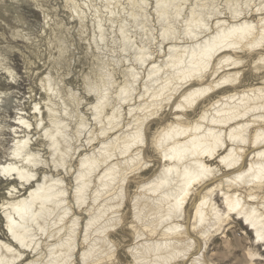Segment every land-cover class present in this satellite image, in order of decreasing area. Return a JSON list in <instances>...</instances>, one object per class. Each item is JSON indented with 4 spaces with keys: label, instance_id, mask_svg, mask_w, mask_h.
Masks as SVG:
<instances>
[{
    "label": "clouds",
    "instance_id": "1",
    "mask_svg": "<svg viewBox=\"0 0 264 264\" xmlns=\"http://www.w3.org/2000/svg\"><path fill=\"white\" fill-rule=\"evenodd\" d=\"M12 40L0 43V97L26 94L37 115L22 154L0 145V176L19 181L0 185V214L48 211L0 228V264H229L209 255L217 237L264 264V240L241 220L221 215L205 235L176 197L147 195L228 176L264 211V169L241 160L256 146L245 130L264 144V0H33Z\"/></svg>",
    "mask_w": 264,
    "mask_h": 264
},
{
    "label": "bare ground",
    "instance_id": "2",
    "mask_svg": "<svg viewBox=\"0 0 264 264\" xmlns=\"http://www.w3.org/2000/svg\"><path fill=\"white\" fill-rule=\"evenodd\" d=\"M35 105L31 108V111H33L34 116L37 115V113L35 112ZM46 115H47V113L44 112V116H46ZM25 124H28V123L26 121H24L21 117H19L16 125L23 130L22 131L23 133H29L28 132L29 128L25 127ZM255 127H256L255 130L253 129L254 135L251 133L254 136V138L250 134L251 138L249 140H251L253 138L251 141L254 142L256 146L253 147V143H251V144L249 143L250 146H252L254 148V150L252 149L251 152H248L250 155V158H252V157L253 158L249 159V157H247L249 161L247 162V164L243 168V170L248 171L249 168L253 167V161H255V168L257 171V175H259L260 170L264 169V163H262L259 160V152L264 151V144L259 143L260 139L262 138L261 137V129L258 126H255ZM251 128H250V130H251ZM249 133H250L249 129L245 130V137L246 138L249 136ZM24 140H25V137H22L21 135L16 134L15 141H14V144H13L12 149H11L12 155L22 154ZM249 144H248V146H249ZM178 158H182V154H178ZM208 163L211 164L212 161L209 160ZM0 171H3V169L0 168ZM229 171H234V169H230ZM0 177L3 178L2 176H0ZM241 179L243 180V177ZM230 180H231V177H228V176H225L223 180H220L221 184H224V186L226 188H228V190L230 187L234 189L231 193H229V191H227V189H226V191L221 189V192H222L221 194L223 196H225V200H226L225 203L227 204V209H228L227 219L230 217V214L235 213L236 215H238L239 218L244 220V223L247 224L251 230H253L255 232L256 238L258 239L257 241L264 240L261 238V237H264V211H262L259 204H257V203L256 204L255 203L249 204L244 199H242L241 196L238 194L240 190L238 188H236L235 186H232L230 184ZM6 182H10L8 186H11L12 184L19 183L18 180H16V181L9 180ZM210 182H212V181L203 180V181L196 182V183L190 182V187L181 185L179 183L177 185H175L174 187H169V185H161L155 189V192L150 190L147 195L149 197H151L153 195L159 197V200L157 201L158 204L161 203L162 201H167L172 197H176L177 202L181 205V209H182L183 214L185 213V207H186L188 199H190V198H192L193 200L196 199L195 205L193 208V212H192V216H193L192 218L195 220L197 218V216H199L200 221L205 228V233H207V229L211 225V221L215 220L217 223H219L220 216H221V214L219 213V211L215 207V205L211 203L212 202L211 197L213 195V190H214L215 186L214 187L209 186L208 184ZM210 185H211V183H210ZM245 187H246V185H245ZM182 188H183V191H181ZM3 194H4V198H6L7 197L6 191H4ZM46 199H47L46 193H37V195L35 197L37 204H40V203L46 201ZM173 207H174V205H173ZM47 211L48 210L46 207L42 208V207H38V206L32 205V204L25 205L17 211L16 216L4 217L5 220H4L3 226L5 224H14L15 220L18 217L22 216L25 219H30L33 217L42 216ZM173 216H174V212H173L172 208H166L165 215H162L160 217L162 226L164 224L166 225L169 223L167 226L164 225V227H166L170 230L172 228H174L177 225V222L175 223V221H174V223H170V221L173 220ZM211 226L215 227V225H211ZM147 243H148L149 247H152V246L159 245L161 243V241L154 239V240L149 241ZM200 260H201V256L199 254L195 255V256H193L191 264H200Z\"/></svg>",
    "mask_w": 264,
    "mask_h": 264
},
{
    "label": "rangeland",
    "instance_id": "3",
    "mask_svg": "<svg viewBox=\"0 0 264 264\" xmlns=\"http://www.w3.org/2000/svg\"><path fill=\"white\" fill-rule=\"evenodd\" d=\"M32 7H33V0H0V21H3V23H0V36L3 37V39H0V43H4L5 40L9 44L22 43V40L13 41L12 37L14 35H17L18 32L22 31L23 22L25 20L31 19ZM13 55L15 56L16 59H19L18 54H13ZM6 83H7L6 80H0V91H5L4 86L6 85ZM25 95H21L20 93H13L11 97L7 95L0 97V145L3 146V149L11 150L15 141L16 134L20 135L21 133H23L22 132L23 130L16 125L19 117H21L29 125H32V128H29L28 134H31L32 132L35 131V122L33 119L34 115H33V111H31V108L37 103V101L35 99H25ZM255 126L256 125L252 126L251 130L249 129L250 137L248 136L247 139H250L252 134L254 135L253 129L255 130L256 128ZM250 144L249 146L247 145L245 147V151H244L245 154H243V156L241 157L243 168L246 166L247 162L249 161L247 157H249V159L253 158V157L250 158V155L248 153L251 152L252 149L254 150V148L250 146ZM3 149H0V163H3V159L5 156ZM9 183L10 182H6L4 178L0 177V185L8 186ZM210 183L208 184L209 186L212 187L215 186L213 190V195L211 197L212 200L211 203L214 204L215 207L218 209L219 213L223 215L225 219H227L228 209H227V204L225 203L226 202L225 196L221 194L222 193L221 189H223L224 191H226L227 189L229 193H231L234 189L230 187L228 190V188H226L224 184H221V181L219 179H216L215 182H210ZM0 198H4V194ZM195 201L196 199L195 200H193L192 198L188 199L185 207V213H184L185 216L188 215L189 210L192 216ZM245 201L249 204H254V203L256 204V202L254 201H247V200ZM4 217H5L4 215L0 214V228L4 227L3 226L5 220ZM232 218L241 220L244 223V220L239 218L238 215H236L235 213L230 214L228 220H231ZM172 221H170V223H174L175 220ZM176 222L177 221H175V223ZM168 224L166 225L164 224V225L167 226ZM164 225L162 227H164ZM245 225L247 227L248 233H250V235L252 236L253 241H257L258 239L256 238L255 232L251 230L247 224ZM222 227H227V226L223 225ZM221 230H222L221 228H216L217 232ZM5 234H6V230H5ZM205 234L207 235V233ZM215 242L217 247L220 249V253H217L216 250L213 249L209 253V255L213 258V260L227 258L229 260V264H241L242 258L248 259L249 264H251L252 255L254 254L255 251H257L255 247L242 248L239 245L220 243L219 237L215 238ZM259 250L264 251V245H262Z\"/></svg>",
    "mask_w": 264,
    "mask_h": 264
},
{
    "label": "snow or ice",
    "instance_id": "4",
    "mask_svg": "<svg viewBox=\"0 0 264 264\" xmlns=\"http://www.w3.org/2000/svg\"><path fill=\"white\" fill-rule=\"evenodd\" d=\"M262 239H264V237H261Z\"/></svg>",
    "mask_w": 264,
    "mask_h": 264
}]
</instances>
